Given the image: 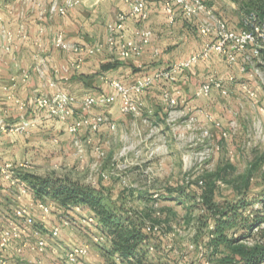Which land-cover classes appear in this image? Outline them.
Segmentation results:
<instances>
[{
    "label": "rangeland",
    "instance_id": "374dc122",
    "mask_svg": "<svg viewBox=\"0 0 264 264\" xmlns=\"http://www.w3.org/2000/svg\"><path fill=\"white\" fill-rule=\"evenodd\" d=\"M204 1L224 18L230 29L237 32L246 29L245 10L240 5L231 0ZM213 56L217 58L212 61V68H208L198 85L211 77L222 79L228 89L226 96L213 90L207 98L188 96L184 101L175 97V106L163 101L158 112L144 105L143 115L126 114L122 121H113L115 129L105 130L100 135L101 140L92 143L91 148L81 146L83 163L70 169L54 168L36 174L66 177L102 187L117 205L139 212L148 209L147 214L144 212L148 215L147 227L159 230L163 222L167 227L162 241L150 242L153 264H218L221 257L205 246L197 248L192 241L193 227L183 223L182 206L163 202L155 193L175 185L192 190L196 181L211 177L216 181L218 201L237 197L235 186H243L246 179L252 195L264 196V49L255 55L254 47L249 45L245 52L237 54L233 65L222 56ZM242 66L244 72L240 71ZM230 77L233 80L230 81ZM171 86L165 90L173 94ZM151 193L155 202L140 198L142 194ZM170 206L172 210L166 208L165 211L167 217L160 218V209ZM254 208L261 206L254 203ZM63 209L56 204L52 216L45 222L41 221V215L33 212L35 227L47 241L44 254H48L45 258L51 259L50 264H68L64 253L76 244L90 245L88 256L76 264H113L107 244L96 245L91 240L99 231L98 221L89 223L84 219L90 215L89 210ZM57 225L61 231L67 228L72 232V242L61 235L51 236L52 227ZM10 253L14 254L12 260H23L22 254Z\"/></svg>",
    "mask_w": 264,
    "mask_h": 264
},
{
    "label": "crops",
    "instance_id": "0c3cea01",
    "mask_svg": "<svg viewBox=\"0 0 264 264\" xmlns=\"http://www.w3.org/2000/svg\"><path fill=\"white\" fill-rule=\"evenodd\" d=\"M147 11L144 25L153 33L150 44L140 56L122 58L116 52L108 51L96 55L74 53L55 47V40L62 35L65 41L79 46L104 42L107 25L114 22L119 13L128 12L126 0H81L65 16L46 15L43 19L39 17V10L33 1L0 0V120L9 125H18L23 119L32 122L26 132L4 135L0 151L5 161L23 164V171L33 174L54 168L70 169L80 163L74 140L91 148L92 143L100 141V135L110 129L106 124L96 132L83 127L77 135H72L66 122L51 117L46 110L33 104L36 97L53 96L61 91L69 93L76 100L72 119H77L82 115L81 102L86 93L96 99L115 95L109 84L111 79L125 86L130 85L168 69L204 47L207 39L199 35L192 21L179 15L171 23L160 0H149ZM139 25L137 19L129 18L125 24L126 37L131 38ZM42 28L44 32L40 34ZM37 39L41 41L42 50L35 45ZM214 58L217 56L181 72L173 83L156 82L139 95L138 100L158 112L164 101L162 93L168 85H172V95L177 99L185 101L188 96L207 98L197 97L195 93L199 88V79L204 77L208 68H212ZM107 63L117 65L103 69L102 66ZM21 103H26V107L22 108ZM90 114L107 115L112 122L122 121L126 115L120 110L119 98L111 104L92 107ZM14 198V190L0 177L1 228L5 225V215L13 213L17 206ZM36 200L38 198L30 193L19 204L31 205ZM33 212L41 215L37 210ZM63 229L61 238L72 242V232ZM67 236L68 239H65ZM14 251V247H9L6 252L8 264L52 263L50 258H45L48 254L38 255L28 251L22 254L23 260H12L14 254L10 252Z\"/></svg>",
    "mask_w": 264,
    "mask_h": 264
},
{
    "label": "built area",
    "instance_id": "2783aa9c",
    "mask_svg": "<svg viewBox=\"0 0 264 264\" xmlns=\"http://www.w3.org/2000/svg\"><path fill=\"white\" fill-rule=\"evenodd\" d=\"M30 1L35 3L41 19L46 15L65 16L69 10L81 3V0ZM148 1L126 0L128 12L119 13L115 21L107 25V37L104 42L95 45L79 46L65 41L62 35H58L55 40V47L74 53H87L89 55L108 51L116 52L122 58L138 57L143 53L145 47L150 44L153 35L152 30L144 25L148 18ZM160 1L162 2L167 19L171 23L181 15L185 19L192 21L199 35L207 39L200 51L173 64L166 70L158 71L153 76H146L127 86L118 80L111 79L109 84L114 89L115 95L96 99L91 94L86 93L81 102L82 115L77 119H72L76 100L67 92L61 91L53 96H38L33 100V104L39 109L46 110L51 117L66 122L68 124L67 130L72 135H77L83 127H89L93 132H96L103 124L108 125L111 130H114L115 124L107 116H93L90 114V109L96 105L111 104L116 98H119L122 113L134 116L143 115L145 112L144 104L136 96L142 95L156 82L165 81L173 83L181 72L192 68L199 62L208 61L213 55L222 56L229 65H233L237 61V54L245 52L249 45L254 47L255 55H258L260 50L264 49V18L260 23H256L253 15L244 16L246 29L242 32H237L230 29L224 18L217 14L204 0ZM129 18L137 19L140 24L134 30L131 38H127L125 35V24ZM39 32L42 34L44 29H40ZM35 45L39 50H42L40 39L35 41ZM41 62L44 64L45 61L42 60ZM240 71L244 72L245 67H240ZM229 80L231 81L233 78L230 77ZM213 90L218 91L223 96L228 94V89L222 79L211 77L199 86L195 95L197 97H207ZM251 95L253 96L254 94L251 93ZM162 97L169 106L177 104L175 97L166 90L163 91ZM20 106L24 108L26 107V103H21ZM149 112L151 113V111ZM209 120L212 121V118L209 117ZM215 124L219 126V123ZM31 125L32 122L27 119H23L18 125H9L6 121L0 120V143L4 135L26 132ZM74 144L78 147L77 155L79 161L83 163L84 159L79 140H74ZM95 152L97 153L98 149ZM24 166L23 164L18 165L5 161L0 151V177L14 190V201L17 204L13 209L12 216L5 219V225L0 230V264L9 263L6 254L9 247H14L17 254H23L25 251H28L38 255L44 254L47 247L46 239L41 235L40 230L35 227L36 222L33 217V211H39L41 221L45 222L52 214L57 203L52 200L44 201L38 199L31 205L19 204L24 197L33 193L28 183L20 176ZM199 183L201 184L202 182ZM154 196L157 198V195ZM81 208L77 206L74 207V210L80 212ZM84 219L89 223H97V219L91 214L87 219ZM62 222L63 224H67L66 220H62ZM83 223H85L84 220ZM146 230L156 231L157 228L148 226ZM60 233L61 228L59 225L52 227L50 232L54 238L59 237ZM91 240L94 244L101 245L105 242V237L99 232L97 235H93ZM89 250V244L73 245L64 253V259L68 264H76L80 259L88 256ZM114 259L116 261L119 260L117 255ZM24 264H41V262H27Z\"/></svg>",
    "mask_w": 264,
    "mask_h": 264
},
{
    "label": "trees",
    "instance_id": "16d2710c",
    "mask_svg": "<svg viewBox=\"0 0 264 264\" xmlns=\"http://www.w3.org/2000/svg\"><path fill=\"white\" fill-rule=\"evenodd\" d=\"M253 15L255 22L264 18V0H231ZM117 63H107L103 69L114 68ZM38 199H50L64 208L82 207L89 210L98 221V231L105 237L107 252L113 264H153L149 255L152 240L162 241L167 228L163 222L156 231H147L145 211L117 205L102 187L85 185L79 181L54 175H36L21 172ZM185 186H168L155 193L163 202L182 206L183 223L192 226L195 246L221 254L218 264H264V196L252 195L248 179L243 186H235L238 196L234 199L216 200L218 190L211 177ZM243 187V188H242ZM154 194H142L141 199L155 202ZM259 203L261 208H254ZM166 208L160 209V218L167 217ZM153 209V208H152ZM146 214H145V213ZM196 212V214H195ZM117 255L118 261L114 259Z\"/></svg>",
    "mask_w": 264,
    "mask_h": 264
}]
</instances>
